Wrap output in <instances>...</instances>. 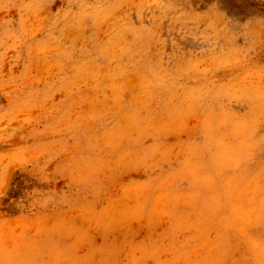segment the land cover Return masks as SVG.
<instances>
[{
    "label": "rangeland",
    "instance_id": "374dc122",
    "mask_svg": "<svg viewBox=\"0 0 264 264\" xmlns=\"http://www.w3.org/2000/svg\"><path fill=\"white\" fill-rule=\"evenodd\" d=\"M0 264H264V0H0Z\"/></svg>",
    "mask_w": 264,
    "mask_h": 264
}]
</instances>
